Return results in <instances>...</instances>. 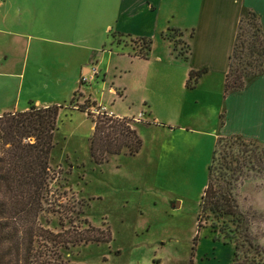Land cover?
<instances>
[{
	"label": "crops",
	"instance_id": "1",
	"mask_svg": "<svg viewBox=\"0 0 264 264\" xmlns=\"http://www.w3.org/2000/svg\"><path fill=\"white\" fill-rule=\"evenodd\" d=\"M246 8L256 11L264 31V0H0V115L27 111L31 103L69 109L84 87L94 100L99 86L124 100L130 73V88L139 91L132 105L140 102L141 107L118 112L121 117L143 124L163 120L170 131L187 129L176 123L193 119L190 129L215 143L220 136L242 135L264 144V75L224 96ZM170 30L180 33L181 48L175 50L167 37ZM114 34L152 39V49L145 57L132 46L120 45V50L112 45ZM126 49L131 69L116 66L111 77L113 56ZM182 53L189 57L185 60ZM94 65L101 69V82L82 84ZM205 69L195 88H189V73ZM183 90L193 94L182 103L178 91Z\"/></svg>",
	"mask_w": 264,
	"mask_h": 264
},
{
	"label": "rangeland",
	"instance_id": "2",
	"mask_svg": "<svg viewBox=\"0 0 264 264\" xmlns=\"http://www.w3.org/2000/svg\"><path fill=\"white\" fill-rule=\"evenodd\" d=\"M166 34L177 48L182 47L177 30ZM112 45L132 46L139 52L137 55L147 54L143 49L145 43L121 34L114 35ZM122 51L126 55L113 56L111 77L116 66L131 69L128 49ZM116 80L119 84V75ZM100 82L97 79L87 84ZM124 82L129 84L127 98L119 100L109 94L110 88L99 86L95 95L102 100H96L91 110L117 115L129 113L130 107L139 110L140 102L132 105L139 91L130 88V73ZM81 91L74 97L73 104H68L69 109L60 111L57 119L56 146L50 164L51 194L40 221L54 232L72 225L82 232L88 227L85 223L88 219L94 226L92 235L104 240L69 249L57 247L61 261L71 264H231L234 245L226 246L222 240L215 242L216 232L212 226L207 224L201 229L198 222L214 153L213 137L191 130L189 125H193V119L176 123L188 126L187 129L176 127L170 131L163 120L143 124L128 117L143 141L141 151L135 157L113 155L109 161L99 164L90 152L94 123L86 112L74 107L85 102L91 105L87 99H94L85 92L87 87ZM192 94V91H178L182 103L190 100ZM192 102L195 101L192 99ZM196 105L194 107H198ZM258 143L248 144L247 149L254 151L248 153L243 165L244 176L236 192L242 210L257 214L251 229L257 242L264 246V145ZM258 157L263 164L257 161Z\"/></svg>",
	"mask_w": 264,
	"mask_h": 264
},
{
	"label": "trees",
	"instance_id": "3",
	"mask_svg": "<svg viewBox=\"0 0 264 264\" xmlns=\"http://www.w3.org/2000/svg\"><path fill=\"white\" fill-rule=\"evenodd\" d=\"M245 26L247 36L244 39ZM139 41L145 43L143 49L147 54H142L145 57L152 49V39ZM187 49L188 54L190 48ZM182 55L185 60L189 57V54ZM206 72V69L192 70L187 86L195 88ZM258 75H264L263 24L256 11L246 8L229 59L224 96L244 89ZM78 93L80 90L74 97ZM87 101L91 105L85 102L76 108L87 112L94 123L90 152L97 163H104L127 148L133 155L141 151L143 141L130 124V118L103 110L95 113L91 106L96 105V100ZM73 102L74 98L70 103ZM62 107L56 104L40 107L31 103L27 111L0 115V264H71L61 261L62 257L55 250L57 247L69 249L104 240L92 235L94 226L88 219L85 220L88 227L82 232L76 225L54 232L40 221L41 214L47 211L51 194V153L56 146L57 119ZM221 118L223 124L224 112ZM258 142L242 135L218 137L208 168L199 227L203 229L210 224L216 232L215 242L222 240L226 246L234 245L231 264H264V246L257 242L251 229L257 214L242 210L236 192L244 176L243 165L248 153L254 151L247 149L248 144ZM257 161L263 164L262 158L258 157Z\"/></svg>",
	"mask_w": 264,
	"mask_h": 264
},
{
	"label": "built area",
	"instance_id": "4",
	"mask_svg": "<svg viewBox=\"0 0 264 264\" xmlns=\"http://www.w3.org/2000/svg\"><path fill=\"white\" fill-rule=\"evenodd\" d=\"M101 69L98 67V65H94L90 74H85L82 76L81 81L83 84H90L94 81H96L99 78Z\"/></svg>",
	"mask_w": 264,
	"mask_h": 264
},
{
	"label": "flooded vegetation",
	"instance_id": "5",
	"mask_svg": "<svg viewBox=\"0 0 264 264\" xmlns=\"http://www.w3.org/2000/svg\"><path fill=\"white\" fill-rule=\"evenodd\" d=\"M128 150H129V148H127L126 150H124V152H122V153H120V154L115 153L114 156H116V155L120 156V155H122V154H125V155H129V156H133V157H135V156L139 153V152H138L136 155L129 154V153H128ZM112 156H113V155H112ZM109 160H110V158H109L108 160H106V161H109ZM99 164H100V163H99ZM102 164H103V163H102Z\"/></svg>",
	"mask_w": 264,
	"mask_h": 264
}]
</instances>
